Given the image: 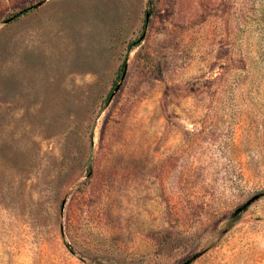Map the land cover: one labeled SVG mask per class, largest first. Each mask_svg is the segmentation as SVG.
Segmentation results:
<instances>
[{
	"label": "rangeland",
	"instance_id": "374dc122",
	"mask_svg": "<svg viewBox=\"0 0 264 264\" xmlns=\"http://www.w3.org/2000/svg\"><path fill=\"white\" fill-rule=\"evenodd\" d=\"M0 264H264V0H0Z\"/></svg>",
	"mask_w": 264,
	"mask_h": 264
}]
</instances>
